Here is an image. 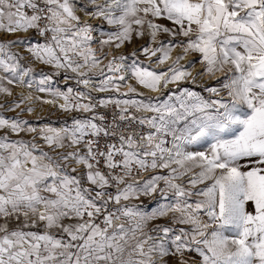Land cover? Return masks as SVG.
<instances>
[{"label":"snow or ice","instance_id":"6c2138e0","mask_svg":"<svg viewBox=\"0 0 264 264\" xmlns=\"http://www.w3.org/2000/svg\"><path fill=\"white\" fill-rule=\"evenodd\" d=\"M78 12L115 28L98 41L100 55L92 47L93 25L81 22ZM162 18L174 27L155 22ZM29 30L44 37L28 47L31 56L52 66L55 75L65 73L66 91L52 89V75L45 73L38 90L63 99L59 108L65 112L93 115L39 130L0 115V130H6L0 135V264H162L168 255L186 264V251L197 252L199 264H264V0H0V32ZM159 32L173 40L151 47ZM146 33L149 46L140 51L157 65L171 60L174 48L182 49L167 70L136 59L127 64L126 56L108 59L103 52ZM181 36L186 41L176 42ZM23 42L0 41V72L7 74L0 76V94L12 96L5 80L28 88L36 82L24 57L11 50ZM189 53L200 55L196 76L189 71L196 62L181 64ZM217 73L224 74L220 87L206 88L215 99L179 88L189 78L195 83ZM130 78L161 95L170 84L178 92L170 90L163 100L110 96L92 102V91L136 93L130 84L128 93L120 92ZM73 79L88 91L68 86ZM31 99L22 96L6 110ZM109 104L118 109L111 125L94 111ZM130 109L152 115L138 117ZM22 132L34 135L25 140ZM101 136L117 139L119 146L106 143L102 149ZM200 144L207 150L193 147ZM157 169L168 171L138 179ZM184 178L187 186L178 182ZM157 191L164 198L172 193L174 201L151 212L130 203ZM169 213L173 224L190 227H149Z\"/></svg>","mask_w":264,"mask_h":264},{"label":"rangeland","instance_id":"374dc122","mask_svg":"<svg viewBox=\"0 0 264 264\" xmlns=\"http://www.w3.org/2000/svg\"><path fill=\"white\" fill-rule=\"evenodd\" d=\"M99 1L101 2L103 0H99ZM78 15H80V17H81V22L86 21V22L93 25L94 31L92 33V36H93L94 42L92 44V47L98 49L97 55H100L101 53L99 51L98 41L100 39H107V33L111 32V31H115V28L111 25H108L102 19L90 17L89 20H85L83 18V16H86V15L83 12H81ZM87 17H89V16H87ZM155 22L159 23L165 27H170V28L174 27L172 22L168 21L167 19L162 18V19L156 20ZM22 33H24V32H22ZM9 39L2 37V38H0V41L6 42V41H10ZM17 39H20L24 42L22 44L14 46L11 50L13 52H19V54L24 57L22 64L25 67H31L33 69V75L35 77L36 82L33 83L31 88H28V87L21 86V85L16 84V83L7 84V82L5 80L3 82L4 86L8 87L12 90V96H6L4 94H0V105H4V107H0V115L5 116L6 118H19L22 120H26V121H28V123L30 125L36 127L38 130H39V128H41L45 125H49V126L54 127V128H61L64 126H70V125H72V123L75 119L90 118L93 115V113L81 112V111H75V110L70 111V112H65V111L61 110L59 108V104L64 103L63 99H57V98L53 97L47 91L46 92H40L38 90V88L40 87V85L38 84L40 73H45L48 75H52V81L50 82L52 89H59L61 91H66L67 88H66L65 73L61 70L59 75H55L54 73L56 70L52 66L42 64L36 60H34L35 61L34 63H31L29 60L26 59V55L22 54L20 52V50L17 49L18 47H25L26 50H28V47L30 45L37 43V40H35L33 38V35L32 36L29 35V32H28V37H26V38H22V36L19 35V36H15L11 40H17ZM186 39L187 38H184L182 36L175 38L176 42H179L180 40L186 41ZM170 40H173V37H171L168 33L159 32L157 34L156 42L152 43L151 47H156L157 44H159L160 42H164L165 44H167ZM144 46H149V37H148L147 33L143 37H137L134 34L132 42L131 43L126 42L119 49L115 48L114 44L111 46H105L103 49V52L109 53L108 59H111L113 55H115V56H126V57H128V59L126 61L127 64H130L134 59H136V60H138V62H142L144 65L150 66L151 68L156 69L157 71L167 70L168 65L167 64L157 65L155 62L156 61L155 57H152L151 61H149V59L140 51V49ZM177 49H181V48L176 47L172 50V52L176 51ZM133 52L136 53V56H132ZM190 54H192L195 57V61H196L195 64H200V63H198V61L200 59V55L198 53H190ZM158 55H159V53H158ZM172 55H173V53H172ZM108 59L103 60L102 66L106 65L108 63ZM195 61H193V62H195ZM36 62H39L40 64H42V66H40L39 63L36 64ZM5 75H7V74L0 72V76H5ZM69 75H72V74L69 73ZM94 79H96V78L94 77ZM223 79H221L219 81H223ZM129 84L136 88V90H137L136 93H129L126 96H120L117 93L104 92L105 95H100V96L91 95L92 97H94L92 102L97 103L99 100L107 99L110 96L113 98H119V99L132 98V99H136V100L145 99L146 97L151 96V97H159V99L163 100V99L167 98L170 90L173 92H178L177 85L171 84L173 86V88L162 89L163 95H161L158 92H156L158 95L156 93L151 95V92H149L148 89L143 88L141 85L137 84L136 81L132 82L131 78L128 79L127 82L121 86L120 92L128 93V85ZM67 85L70 87H73L74 89L79 90V91H87L83 88L82 85H77L75 79L67 81ZM44 87H48V85H45ZM208 87H220V84L218 83V81L215 82L214 84H208V82H201L200 80H196L195 83H192L191 78H189L188 80L182 81L179 84V88H188L194 92L199 93L205 99H208L210 97L212 99H215L216 98L215 96H212L209 92L206 91V88H208ZM137 93H140L142 95H138ZM22 96L23 97L31 96L32 99L31 100H25V102L23 104H21L20 108L14 109L12 111L6 110L8 108V106L13 103V101H19L22 98ZM221 96H223L225 99H227L226 90L221 92ZM47 100H53L54 101V103H50V104L56 106L57 111L50 112V113L44 114V115H42L41 113L37 114L36 111L38 109L37 108L38 105L42 104L43 101H47ZM82 102L87 103L88 101L84 100ZM29 106L32 108L31 112H28L26 110H24V111L21 110V109H27V107H29ZM94 111L96 114V110H94ZM150 115H152V113H147V116H150ZM4 131H6V130H0V135H3ZM33 135L34 134H31V133H23V132L20 133V137L24 138L25 140H31ZM20 137H17L15 134H11L10 138L11 139H17ZM37 142L46 151H49L47 146L44 145L43 141L40 140L38 137H37ZM193 147H195L196 150L206 151L208 148V145L207 144H200V145L193 146ZM155 171H157V172L152 173L151 175H155V174L166 175L168 170L157 169ZM151 172H153V171H151ZM178 182L185 184V186H187V178H184L183 180L178 181ZM163 186H164L163 182H160V187H163ZM197 187L198 188L203 187V185H198ZM195 199H196L195 197H192L189 200V202L190 203L194 202ZM173 201H174V197H173L172 193H169L168 197L164 198L160 195L159 191H157L156 193H154L151 196H143L142 195L139 200H133L130 203L140 206V208L145 212H151L154 208H157L159 205L165 204V203H172ZM172 219H173V214L169 213L168 216L161 217V218H158V219L150 222L149 227L151 228V227H154L156 225L169 226V227L174 228V230L177 232L180 228L187 229L188 227H190L188 225L173 224ZM173 251H174V249H173ZM180 259L181 258L178 255H168V256H165L163 258L162 264H179ZM183 259L185 260L186 264H199L201 257L195 251H186L184 253Z\"/></svg>","mask_w":264,"mask_h":264},{"label":"bare ground","instance_id":"6f19581e","mask_svg":"<svg viewBox=\"0 0 264 264\" xmlns=\"http://www.w3.org/2000/svg\"><path fill=\"white\" fill-rule=\"evenodd\" d=\"M100 2V1H99ZM101 2H103V1H101ZM81 12H78L77 14H80ZM83 18L85 19V20H89L90 19V17H87V16H83ZM19 35H21L22 36V38H26V37H28V32H24V33H22L21 31H20V33L19 32H17V33H13V34H8V33H5V32H0V38H6V39H9L10 41H11V39H13L15 36H19ZM96 47V46H95ZM17 48V47H16ZM178 48V47H177ZM18 50H20V52L22 53V54H24V55H26V59L27 60H29L31 63H34L35 61V58L34 57H32L31 56V54L28 52V50H26V48L25 47H18L17 48ZM172 53H173V55H172ZM171 53V60H169V61H167L165 64H167V65H169V64H171L172 63V61L175 59V57L176 56H178V55H181L182 54V49H177L176 51H174V52H172ZM175 53V54H174ZM190 61H195V57L192 55V54H187V55H185L184 56V59L183 60H181V64H184V65H188L189 64V62ZM196 62V61H195ZM37 63H39V62H36V64ZM39 65L40 66H42V64H40L39 63ZM189 71H191L192 72V74H193V76H196L197 75V73H199L200 71H202V65H200V64H194V66L193 67H191V68H189ZM224 78V74L223 73H217L216 74V76H214V77H211V78H209V77H207V76H204V77H197V80H200L201 82H208V84H214L215 82H217V81H219V80H221V79H223ZM131 81L132 82H135V80H133V79H131ZM175 87V86H174ZM170 88H173V86L170 84L169 86H168V88L167 89H170ZM149 92H151L150 90H149ZM156 92H151V95L152 94H155ZM157 94V93H156ZM158 95V94H157ZM38 109H37V114L38 113H41L42 115H44V114H48V113H50V112H55V111H57V107L56 106H54V105H52V104H50V103H42V104H40V105H38V107H37Z\"/></svg>","mask_w":264,"mask_h":264},{"label":"built area","instance_id":"2783aa9c","mask_svg":"<svg viewBox=\"0 0 264 264\" xmlns=\"http://www.w3.org/2000/svg\"><path fill=\"white\" fill-rule=\"evenodd\" d=\"M28 32H29V35H31V36L33 35V38L35 40H37V43L38 42H40V43L44 42V37L38 36L37 33L35 32V30H29ZM97 80L98 79H94V83H97L98 84V81ZM85 90H87V89H85ZM91 95H93V96H100V95H105V94H104V92L92 91L91 92ZM95 110H96V114L103 115L105 117L104 123L107 124V125H111L112 124L113 117L118 112V109H116L112 104H109L107 107H97ZM130 112L131 113H134L138 117L141 116V115L147 116V113H137V112H135L134 109H130ZM97 122H99V121H97ZM121 123L127 124V121H124V122H121ZM132 126L135 127L137 131H144V132L148 131L147 126H141V125H138V124H134ZM97 139H99V143H100L102 149H103V147H104V145L106 143H115V144H117V146H119L118 140L115 139V138H111L110 139V138L101 136V137H99ZM82 151H83V149H82ZM117 159H119V157H117ZM99 167L102 170H105V169H103V161H101V164L99 165ZM156 172L157 171L151 172V170H150L149 172L143 173L141 177H138V179H148L149 176L152 173H156Z\"/></svg>","mask_w":264,"mask_h":264},{"label":"crops","instance_id":"0c3cea01","mask_svg":"<svg viewBox=\"0 0 264 264\" xmlns=\"http://www.w3.org/2000/svg\"><path fill=\"white\" fill-rule=\"evenodd\" d=\"M241 163L246 165L247 161H242ZM244 170H246V169H244ZM249 210H251V205H249Z\"/></svg>","mask_w":264,"mask_h":264}]
</instances>
